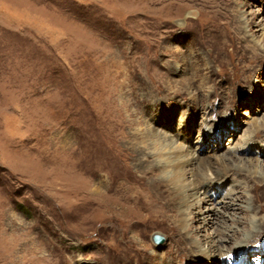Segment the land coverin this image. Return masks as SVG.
<instances>
[{
  "label": "rangeland",
  "instance_id": "rangeland-1",
  "mask_svg": "<svg viewBox=\"0 0 264 264\" xmlns=\"http://www.w3.org/2000/svg\"><path fill=\"white\" fill-rule=\"evenodd\" d=\"M241 14L254 19L243 33ZM224 30L230 41L221 47L213 35ZM167 90L179 95L170 100ZM159 112L174 115L169 126L157 125ZM186 122L201 157L237 152L259 126L237 153L258 159L251 172L236 158L232 168L244 173L234 169L214 190L206 180L213 204H201L220 212L234 199L236 207H257L264 0H0V264H205L180 236L175 212H158L161 198L152 210L131 202L138 179L151 180V160L141 165L137 152L148 150L146 129L183 142L177 132ZM212 129L214 147L199 150ZM147 187L144 199L155 200L157 188ZM234 210L241 212L229 208L226 218ZM255 210L245 213L254 225L244 250L214 237L224 246L219 264L240 251L251 262L254 249L262 254L264 228L252 229L264 211L255 217ZM243 226L228 220L233 232ZM241 232L235 237L245 244Z\"/></svg>",
  "mask_w": 264,
  "mask_h": 264
},
{
  "label": "bare ground",
  "instance_id": "bare-ground-1",
  "mask_svg": "<svg viewBox=\"0 0 264 264\" xmlns=\"http://www.w3.org/2000/svg\"><path fill=\"white\" fill-rule=\"evenodd\" d=\"M242 16L243 14H241L238 19L240 20ZM240 21H246L244 22L245 23L244 28L242 27ZM240 21L239 22L237 21L239 23L236 26L237 30H239L240 32L246 30L247 32L248 26L252 25L254 19H246ZM217 34H219L218 36L221 35V37H217L213 35V38L217 40L218 44H220L221 47L225 43H227V41H230V39L228 38V34L225 30L222 32L219 31V33ZM257 92L260 91L256 90L253 93L257 95L258 94ZM197 93L198 92H196V94ZM212 94L213 92L210 94V96ZM177 95L179 94H176V92H173L171 90L166 91V96L169 97L170 100L172 98L174 99L175 96L177 97ZM262 101H263L262 99H257L256 102L259 104ZM192 115L193 114H191L188 122L192 121L191 120L193 117ZM173 117L174 115H172V113L170 112L169 113L159 112V116H153V119L155 120L157 125L158 124L161 125V123L164 124V122H166L167 123L166 126H169L170 125L169 123L171 119H173ZM188 122H186V129L177 132L178 133L177 136H181V139L184 140L183 142L182 141L178 142L176 136H173V138L170 136L167 137L166 134L164 135V133H162L160 130H157L153 126L148 127L146 129L142 143L148 147V150L145 149L143 150L142 147H138L137 152L139 153V155L143 153V155H141L142 156L141 165L145 163L143 159H145L146 162L151 160L150 162L152 163V165L146 169V173L151 175L149 177L151 180L150 182H148L147 179L146 181H144V178L138 179L137 182L138 189H136L134 196L131 198V202L134 203L135 206H138V208L140 209L152 210L153 209L152 206L155 205V203L159 198H161L160 211L158 212H162V211L164 212L163 209L173 210L175 212L174 215L175 222L178 224L179 228L181 229L179 234L181 233L183 237L188 238L189 240L191 239L190 241L191 246L198 249L195 250L192 249L191 247L189 249L193 252V254H195V257L196 255L199 257L202 256L204 259H206L203 261L205 262V264H219V259L217 254L219 253L220 249H223L224 246H220L218 240H216L214 237H216L218 233H222L219 240L224 239L226 243L234 242L235 244L238 245V248L240 247L242 248V250H244L245 247L247 246L246 244L251 240L250 239L251 236L249 237L250 232L248 231L247 233V230L250 228H247V226L251 227V224L252 226L254 225V222L251 224L249 223L245 224L246 222H250L248 220V216L245 213L251 209H256L255 210V214H256L255 217H256L260 212L262 213L264 211V192H261L258 195V199L256 200L258 206L255 208L254 206L248 207L247 209H245L246 206L236 207L235 205L237 204H236V200L234 199L233 200L234 202L232 204L231 202L225 204L224 212H220L221 210H218V208L216 207H210V206L206 208L201 207V204L203 203L213 204V198H214L213 194L212 193L209 194V190L205 185L208 182V180L212 181L213 183H211L210 186L208 187L209 188L212 187L211 189L214 190L217 189V187L221 186L220 183L216 184L214 182L219 181L224 176L231 174L233 175V172H235V170H238L241 173H244L243 170H249L247 171V173L251 172L250 168L252 166L254 167L256 162H258V159H254L251 157L248 158L238 157L237 153L245 152L247 150L244 149L243 142L246 141L247 147L250 146V144L252 143L253 136L256 133H258V130L260 128L259 126L258 127L255 126V128L252 129L253 131L247 130L248 133L245 134V137L243 138L244 139L243 142H241V145L235 149V151L237 152L235 153L232 152L226 156L222 155L221 157H219L218 155H212V157H214L215 160L214 161L212 160V157L209 156L201 157L199 152L195 151L196 144H193L194 141L192 138L193 127L191 126V124H188ZM254 123L255 124L258 123V119H256ZM214 131L215 130L212 129L211 132L209 131L207 133V137L199 141L200 142L198 147L199 150L203 151L207 147V144L210 147H214L213 142L216 141L214 139L216 137ZM215 146L219 147L218 144L217 145L215 144ZM261 150L264 152L263 147L261 148ZM236 158H239L241 161L239 164L237 163L236 164L237 165L241 164V167L243 166V170L239 168H234L235 169L234 170L232 168L233 167L232 163L233 164L235 163ZM194 164H196V167L194 169L193 168L187 169L188 166H193ZM188 175H190V178ZM245 176L247 177V175ZM206 180L207 182H205ZM255 181H256L255 184L260 183L259 181H257V179ZM147 185L155 186V189L157 188L156 193L154 194L155 200L153 201L150 200L146 202V199H144L143 197L144 194L147 193L146 192L147 191L146 189H148ZM125 189L130 190V188H125ZM233 192L235 191L233 190ZM152 193L153 192H151L150 194ZM160 195L162 196L160 197ZM162 198L164 199V201H162ZM241 198L242 197H239L238 200H240ZM247 204L249 206L252 205V204L250 205V203ZM229 208L240 209L239 210L241 211L240 213H237L236 210H234L232 213L230 212L231 215L230 218L233 221L237 220V223L238 222L241 223L242 226L243 224L246 226L240 227L241 229L239 227H236V229H234V232L230 230V227H228V220L230 218L228 217L226 218L227 213H229L228 211ZM194 209L196 210L199 209V210L194 211ZM161 215L163 214L161 213ZM210 227L213 228L212 238H211V234L210 237H207L205 236L206 234L204 235L202 233L207 230L209 231ZM257 228L260 229L264 228V217H260V219L257 222V226L254 227L252 231H254ZM238 231L240 232L242 231L241 235L245 233L248 234L246 238L248 237L249 238L246 240L245 244H241L240 235H237L235 237V234H238ZM259 232L260 231L257 232L256 234L257 236ZM262 232H264V230H262ZM200 237H206L205 242H207L208 244L207 245L204 244V241L201 240ZM193 238L195 241H192ZM240 252H237V254ZM263 253L264 250H262V254ZM256 261H260V260L256 259ZM223 262L224 264H227L225 260Z\"/></svg>",
  "mask_w": 264,
  "mask_h": 264
},
{
  "label": "water",
  "instance_id": "water-1",
  "mask_svg": "<svg viewBox=\"0 0 264 264\" xmlns=\"http://www.w3.org/2000/svg\"><path fill=\"white\" fill-rule=\"evenodd\" d=\"M154 239L156 242H162L164 240V238L160 234H156L154 236Z\"/></svg>",
  "mask_w": 264,
  "mask_h": 264
}]
</instances>
